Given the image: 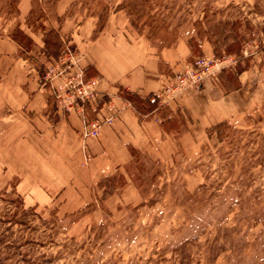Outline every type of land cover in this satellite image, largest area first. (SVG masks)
Returning a JSON list of instances; mask_svg holds the SVG:
<instances>
[{"label":"rangeland","instance_id":"374dc122","mask_svg":"<svg viewBox=\"0 0 264 264\" xmlns=\"http://www.w3.org/2000/svg\"><path fill=\"white\" fill-rule=\"evenodd\" d=\"M116 12L156 51L186 43L192 61H222L207 81L226 92L248 81L257 106L195 143L173 131L170 151L100 178L38 156L22 90L58 81L56 118L57 92L80 75V25L95 17L99 30ZM18 28L30 49L12 40ZM51 29L58 59L44 50ZM138 113L172 119L170 106ZM0 264H264V0H0Z\"/></svg>","mask_w":264,"mask_h":264},{"label":"crops","instance_id":"0c3cea01","mask_svg":"<svg viewBox=\"0 0 264 264\" xmlns=\"http://www.w3.org/2000/svg\"><path fill=\"white\" fill-rule=\"evenodd\" d=\"M121 20L118 12L112 13L98 30L96 18H87L73 40L79 51V67L72 71L78 69L85 74L96 92V100L89 108L85 107V114L94 117L93 108L103 102H111L119 112L113 124L102 125L98 138L82 136L83 121L78 110L66 112L57 106L56 118L50 116L47 108L58 81L44 87L37 79L36 86L28 85L21 93L24 115L38 133L35 153L68 162L73 168L77 165L90 178H100L120 169L136 153L153 157L170 151L176 141L171 138L173 131L178 136V144L183 145L187 140L195 143L208 128L251 112L259 99L257 88L251 89L248 81H241L230 92L207 81L200 90L186 89L170 104L172 119L162 122L154 114L140 115L122 96L120 88L146 99L176 73L183 72L192 62V54L186 43L156 51L142 38L131 36ZM93 72L98 75H88ZM103 115L108 113L103 111ZM181 116L186 124L178 121L180 129L170 128V123H177Z\"/></svg>","mask_w":264,"mask_h":264},{"label":"built area","instance_id":"2783aa9c","mask_svg":"<svg viewBox=\"0 0 264 264\" xmlns=\"http://www.w3.org/2000/svg\"><path fill=\"white\" fill-rule=\"evenodd\" d=\"M222 61L207 56H198L183 71L176 73L164 86L154 95L150 96L151 104L170 106V104L188 88L200 90L205 82L223 69ZM58 102H61L60 109L70 112L78 110L83 121L82 136L84 138H98L101 134L103 124H113L119 112L111 102H103L96 105V117L92 120L85 114V107L92 105L96 100V92L92 83L80 73L74 80H70L65 92H57ZM103 111L108 113L103 115Z\"/></svg>","mask_w":264,"mask_h":264},{"label":"trees","instance_id":"16d2710c","mask_svg":"<svg viewBox=\"0 0 264 264\" xmlns=\"http://www.w3.org/2000/svg\"><path fill=\"white\" fill-rule=\"evenodd\" d=\"M11 38L13 41H15L18 45H20L22 48L30 49L32 46H34V40L33 38L25 33L21 28L16 29V31L11 35ZM63 39L60 36V34L55 30L51 29L48 31L46 35V39L44 40V50L47 58L50 59H58L61 55L62 48L64 46ZM228 55H231L234 53V49L232 50L229 48L227 50ZM98 75V73L93 72V74H88L90 76ZM120 91L122 93V96L129 102L137 104L136 109L140 111H144L145 113L153 112L154 109L157 108L156 104H151L149 101V98L142 99L139 97L136 93L128 91L126 89L120 88ZM228 122L223 121L221 123H218L210 128H208L207 132L211 135L212 133L222 134L225 128L227 127ZM221 139V137H220ZM135 154V153H134Z\"/></svg>","mask_w":264,"mask_h":264}]
</instances>
